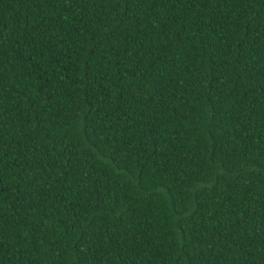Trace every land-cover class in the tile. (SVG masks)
Masks as SVG:
<instances>
[{"label":"trees","instance_id":"trees-1","mask_svg":"<svg viewBox=\"0 0 264 264\" xmlns=\"http://www.w3.org/2000/svg\"><path fill=\"white\" fill-rule=\"evenodd\" d=\"M0 264H264V0H0Z\"/></svg>","mask_w":264,"mask_h":264}]
</instances>
